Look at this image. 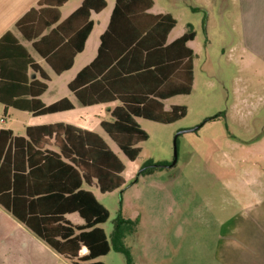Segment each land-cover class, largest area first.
I'll use <instances>...</instances> for the list:
<instances>
[{
    "label": "trees",
    "instance_id": "1",
    "mask_svg": "<svg viewBox=\"0 0 264 264\" xmlns=\"http://www.w3.org/2000/svg\"><path fill=\"white\" fill-rule=\"evenodd\" d=\"M67 1L41 0L16 24L18 33L56 74L71 69L76 55L84 50L93 30L90 11L99 13L107 6L105 0H85L64 23L71 26L83 20L79 30L66 33L62 25L44 35L59 22L58 9ZM152 7V0H116L97 57L69 83L81 106L120 103L111 112L112 120L103 121L101 128L130 162L137 161L140 145L149 139L137 119L160 124L181 120L186 108L165 110L163 102L189 95L193 87L195 52L188 43L195 33L189 31L168 43L177 21L170 14H144ZM43 43H48L46 52L40 48ZM62 52L69 56L67 64L59 68L57 56ZM30 74H38L40 79H32ZM48 81V75L13 33L0 38V104L6 111L13 108L43 116L74 109L66 98L51 105L41 101ZM52 145L57 151L47 148ZM156 168L145 165L135 181L126 182V166L109 145L97 133L68 124L29 127L26 137L0 129V206L72 264H106L97 259L111 251L101 228L110 212L88 188L95 187L101 194L123 193L128 184ZM73 213L84 220L83 225L66 218ZM131 224L120 215L111 239L128 264L132 259L125 239L132 231ZM83 248L87 253L80 255Z\"/></svg>",
    "mask_w": 264,
    "mask_h": 264
},
{
    "label": "rangeland",
    "instance_id": "2",
    "mask_svg": "<svg viewBox=\"0 0 264 264\" xmlns=\"http://www.w3.org/2000/svg\"><path fill=\"white\" fill-rule=\"evenodd\" d=\"M107 2L113 7L114 0ZM154 2L153 13H169L177 21L171 39L195 33L189 44L195 52L192 92L166 102L168 109L186 108L185 117L175 123L137 119L149 139L140 145L142 152L134 163L100 131L128 171L138 167L131 181L145 165L158 168L128 184L123 193L94 190L110 212L101 228L111 251L97 261L128 264L111 241L115 221L122 215L132 222L125 239L132 264H229L223 252L232 229L250 211L264 215V32L257 40L244 41L239 11L232 0ZM110 7L93 16L95 30L85 55L90 59ZM12 32L17 34L15 29ZM69 76L50 84L46 102L70 95L65 87ZM13 114L7 122L22 131L23 116L29 115ZM197 127L179 135L177 161L170 166L176 135ZM71 219L81 222L77 215Z\"/></svg>",
    "mask_w": 264,
    "mask_h": 264
},
{
    "label": "crops",
    "instance_id": "3",
    "mask_svg": "<svg viewBox=\"0 0 264 264\" xmlns=\"http://www.w3.org/2000/svg\"><path fill=\"white\" fill-rule=\"evenodd\" d=\"M40 1L41 0H0V38L3 37L8 32L13 33L12 30L13 29L16 30L17 22L22 17H24L31 9L37 8L38 3ZM71 1H76V2H74L75 4H73L70 10L64 12L65 9H67V7L70 5ZM84 1L85 0H68L63 6H61L58 9L60 13L59 22L56 25H54L52 28L46 30L44 35L49 33L51 30L55 28L61 27L62 25L63 27H65L63 28V31H66V33H69L70 29L74 31L79 30L83 26L84 23L83 20L76 21L73 24H71V26L68 25L66 26V24L64 23L73 13H75L81 7ZM152 1H153V7L144 14L150 15L152 17L169 14V13L166 14L153 13L152 11L155 7V2L154 0ZM105 2L107 6L101 12L98 13L95 11H90L89 21L93 22V30L85 43L84 50L78 55H76L71 69L64 71L61 74H56L54 70L46 63L45 59L42 58L38 54V52L32 47V44L25 41L17 30H16L17 34L13 33L28 49L32 58L36 61V63L40 65V67L49 77V81L47 82L48 88L46 92L40 97L41 101L46 105H51L66 98L74 104L75 108L69 111H63L49 115L34 116L28 112L19 111L13 108H9L6 111L5 106L3 104H0V129L11 130L14 133V135L18 137H26V130L29 127H39V126L63 123L77 127L82 130L97 133L106 142V140L103 138L102 134L100 133V131L104 132L103 129L101 128V123L103 121L112 120L111 112L113 109L119 106L120 103L112 102L109 104H100V105L84 107L79 105L77 98L69 89V83L77 76V74L82 69H84L86 66L91 64L97 57L98 50L100 47V38L109 27L111 16L115 8L116 0H114L113 2V7H110L111 5L107 2V0H105ZM232 6L238 8L240 28L241 31L245 33L244 41L246 39L247 42H250L262 37L261 33L264 32V0H232ZM109 7L111 9L109 15L107 16L105 28L100 33L98 42L94 44V49L92 52L93 55L90 59V57L85 55L88 46L90 44L91 36L95 30V23L93 20V16L104 13L105 11H107ZM174 29L168 35V39H167L168 43H172L176 39L180 38V37H176L171 39L172 32L174 31ZM262 40L264 41V39ZM191 42L188 43V46ZM40 48L43 52H46L49 49L48 43H43L40 46ZM68 56H69V52H62L61 54H59V56H57V61H59V64L61 65L59 66V68H61L62 65L67 64ZM78 63H81V65L78 66ZM66 75H70L68 77V80H66L65 82V87L67 88L70 95H63L61 97H57L56 99H54L49 103L46 102L44 100V96L50 90V84H53L55 79H60ZM30 76L32 79L35 78L40 79L38 74H30ZM169 100L163 102L165 110H170L166 107V102H168ZM89 109H98V111L100 112L91 113V110ZM17 112L29 115V116H23V119L25 120L26 123L22 131H15V129L9 125V122H7L8 119L11 120V118L14 116L13 113H17ZM50 141L51 143L54 142L53 139ZM106 143L109 145L108 142ZM109 147L113 150V148L110 145ZM47 148L53 151H57L56 147L53 145L47 146ZM114 153L116 152L114 151ZM116 155L119 157L117 153ZM137 169L138 167H135L134 169L128 171L126 166V170L123 174L126 182L131 181V179L133 178L132 173H136ZM34 189L40 190L41 188L35 186ZM88 190H90L97 198L96 194L94 193V190L99 191L97 188L92 187V188H88ZM248 206H250V204H248ZM251 212L252 211H250L248 214L246 213L245 216H242L243 218L241 219L240 222L241 225L238 227L235 226V228L232 229L233 233H231V235L228 236V239L230 241L227 248L224 249L223 254L225 255V260L229 264H264V215L259 212L256 213L257 215L256 214L254 215ZM74 215H77L80 218L81 222L76 223L72 221L71 218L74 217ZM66 218L75 225L84 224V220L77 213L69 214L66 216ZM86 253H87V249L83 248L80 252V255H84ZM0 264H72V263L64 259L61 255H59L56 251H54L51 247H49L44 241L38 238L26 226L20 223L14 216H12L2 206H0Z\"/></svg>",
    "mask_w": 264,
    "mask_h": 264
},
{
    "label": "water",
    "instance_id": "4",
    "mask_svg": "<svg viewBox=\"0 0 264 264\" xmlns=\"http://www.w3.org/2000/svg\"><path fill=\"white\" fill-rule=\"evenodd\" d=\"M197 129H198V127L197 128H194V129H191V130H185V131H182V132H180V133H178L176 135V137L174 139V161H173L172 165H170V166H174L175 163H176V161H177V157H178V145H177V141H178L179 135L184 134V133H189V132L195 131ZM170 166H167V167H170Z\"/></svg>",
    "mask_w": 264,
    "mask_h": 264
}]
</instances>
